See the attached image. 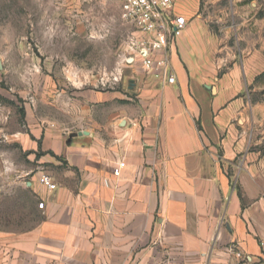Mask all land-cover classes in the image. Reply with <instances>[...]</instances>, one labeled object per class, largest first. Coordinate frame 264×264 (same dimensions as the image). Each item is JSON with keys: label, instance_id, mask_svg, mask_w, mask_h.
I'll return each mask as SVG.
<instances>
[{"label": "crops", "instance_id": "crops-1", "mask_svg": "<svg viewBox=\"0 0 264 264\" xmlns=\"http://www.w3.org/2000/svg\"><path fill=\"white\" fill-rule=\"evenodd\" d=\"M260 10L175 0L187 21L169 47L175 83L127 74L135 101L113 88L70 100L50 81L41 97L60 118L35 99L22 124L0 109V141L40 164L11 167L0 148V195L27 194L30 209L27 227L0 228V264H264V101L247 95L264 72Z\"/></svg>", "mask_w": 264, "mask_h": 264}, {"label": "rangeland", "instance_id": "rangeland-1", "mask_svg": "<svg viewBox=\"0 0 264 264\" xmlns=\"http://www.w3.org/2000/svg\"><path fill=\"white\" fill-rule=\"evenodd\" d=\"M121 3L122 0H0V109L10 110L6 123L11 117L13 125L22 124L24 104H33L34 99L39 116L60 118L61 112L45 108L41 97L46 88H51L50 81L53 93L64 92L70 100L82 94L87 99L93 91L111 88L120 93V102L136 100L129 90L133 80L126 75L141 71L142 66L136 58L133 71L126 67V60L131 58L127 41L133 27L122 18ZM262 91L264 78L247 95L252 101H263ZM0 148L10 153L11 167H40L36 162L39 156L30 161L28 151L21 146H6L0 141ZM28 200L27 194H1L0 228L27 227Z\"/></svg>", "mask_w": 264, "mask_h": 264}, {"label": "built area", "instance_id": "built-area-1", "mask_svg": "<svg viewBox=\"0 0 264 264\" xmlns=\"http://www.w3.org/2000/svg\"><path fill=\"white\" fill-rule=\"evenodd\" d=\"M175 0H122L121 16L133 27L127 41L131 55L129 63L139 59L143 71L155 74L165 83L172 85L175 77L170 72L169 47L184 31L187 21L181 15H170ZM114 80H116L114 78ZM123 162L113 169L119 176ZM37 183L48 191H54L56 184L49 175L40 173ZM43 208V203L37 205Z\"/></svg>", "mask_w": 264, "mask_h": 264}, {"label": "trees", "instance_id": "trees-1", "mask_svg": "<svg viewBox=\"0 0 264 264\" xmlns=\"http://www.w3.org/2000/svg\"><path fill=\"white\" fill-rule=\"evenodd\" d=\"M259 2H260V4H261V10L259 11V16L264 18V0H259ZM262 78H264V72H263L262 74H260V75L255 79L253 85H255V83L258 82V81H259L260 79H262ZM253 85L249 88V90L252 89ZM261 94H264V91H262ZM254 101H255V100H254ZM256 101H257V100H256ZM263 101H264V99H263ZM49 154H51V153H49ZM51 155H52V154H51ZM52 156H53V155H52ZM56 158L59 159L58 157H56Z\"/></svg>", "mask_w": 264, "mask_h": 264}, {"label": "water", "instance_id": "water-1", "mask_svg": "<svg viewBox=\"0 0 264 264\" xmlns=\"http://www.w3.org/2000/svg\"><path fill=\"white\" fill-rule=\"evenodd\" d=\"M2 67L1 63H0V68Z\"/></svg>", "mask_w": 264, "mask_h": 264}]
</instances>
